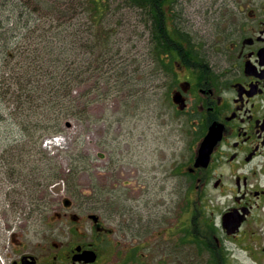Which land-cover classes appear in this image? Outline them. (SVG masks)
<instances>
[{
    "label": "flooded vegetation",
    "instance_id": "1",
    "mask_svg": "<svg viewBox=\"0 0 264 264\" xmlns=\"http://www.w3.org/2000/svg\"><path fill=\"white\" fill-rule=\"evenodd\" d=\"M233 4L236 19L223 24L213 53L189 67L176 62L167 89L194 144L170 226L161 229L154 207H120L98 184L94 200L65 189L19 217L14 185H0L5 264H264V0ZM207 137L210 158L196 168ZM165 230L170 254L159 248Z\"/></svg>",
    "mask_w": 264,
    "mask_h": 264
},
{
    "label": "rangeland",
    "instance_id": "2",
    "mask_svg": "<svg viewBox=\"0 0 264 264\" xmlns=\"http://www.w3.org/2000/svg\"><path fill=\"white\" fill-rule=\"evenodd\" d=\"M111 1L104 19L108 32L98 35L97 29L95 39L98 42L99 37L100 44H107L90 56L74 51V59L79 62L88 56L93 74L75 88L80 109H85L86 114L81 120L69 119L63 124L65 145L45 149L41 141L15 144L17 129L0 123V185H14L19 217L54 201L65 188L69 191L65 193L67 197L73 195L75 199L82 191L86 200H94L92 186L97 184L113 189L116 196L112 200L120 201V207H154L161 229L170 226L173 208L181 204L185 178L179 173L188 162L191 140L186 134V119L174 112L167 96L169 77L173 76L160 69L153 58L151 23L144 10L127 5V0ZM233 3L234 0H171L166 12L171 15L170 26L189 33L200 54L206 57L224 38L223 24L229 28L236 19ZM59 38L54 44L61 47L63 38ZM68 41L73 42L72 36ZM101 49L107 54L102 56ZM53 55L65 59L66 48ZM89 89L92 91L83 96ZM33 94L40 100L37 88ZM55 134L58 133L52 135ZM39 149L48 154L51 164L46 161L59 176L35 168H50ZM39 183L46 185L41 187ZM55 183L60 184L51 189ZM7 190L2 191L0 201L5 200ZM159 248L170 254L169 230L162 232ZM0 264H5L1 254Z\"/></svg>",
    "mask_w": 264,
    "mask_h": 264
},
{
    "label": "trees",
    "instance_id": "3",
    "mask_svg": "<svg viewBox=\"0 0 264 264\" xmlns=\"http://www.w3.org/2000/svg\"><path fill=\"white\" fill-rule=\"evenodd\" d=\"M168 2L127 0V5L143 9L147 15L151 23L153 58L159 67L172 72L175 61L183 58L189 63H203L191 36L169 25ZM112 3L111 0L0 2V123L12 124L17 129L15 144H40L45 135L61 132L69 119H83L86 110L80 109L79 95L76 97L74 91L91 79L93 66L88 56L82 58L83 62L74 59V51L90 56L107 44V41L100 44L99 37L98 42L95 39L97 29L98 35L108 32L104 29V19ZM69 35L73 42L69 43ZM59 37L63 38L61 47L54 44L59 42ZM63 48H66L65 59L53 55ZM101 50L102 56L107 54ZM35 88L40 100L34 98ZM38 152L50 168L38 165L35 168L53 170L48 174L59 176L47 154L41 149ZM39 185L44 186V183Z\"/></svg>",
    "mask_w": 264,
    "mask_h": 264
},
{
    "label": "water",
    "instance_id": "4",
    "mask_svg": "<svg viewBox=\"0 0 264 264\" xmlns=\"http://www.w3.org/2000/svg\"><path fill=\"white\" fill-rule=\"evenodd\" d=\"M213 141H210V139L207 137L206 140L204 141V143L202 144V149H201V154L200 156L197 158V162H196V166H199L200 163H203L204 159H205V154L208 153L207 149L211 146L210 143H212Z\"/></svg>",
    "mask_w": 264,
    "mask_h": 264
}]
</instances>
